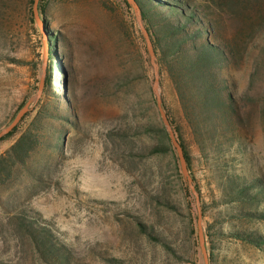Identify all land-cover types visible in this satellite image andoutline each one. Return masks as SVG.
I'll use <instances>...</instances> for the list:
<instances>
[{"label": "rangeland", "instance_id": "obj_1", "mask_svg": "<svg viewBox=\"0 0 264 264\" xmlns=\"http://www.w3.org/2000/svg\"><path fill=\"white\" fill-rule=\"evenodd\" d=\"M223 1L222 8L214 10L218 32L237 44L248 42L264 0H239L237 4ZM44 2L43 15H38L46 22L45 32L42 21L38 25L34 19L33 25L27 20V0H0V56H5L0 59V131L26 103L33 108L38 101L34 89L47 77L42 42L47 43L48 35L55 37L60 55V72L54 73L51 68L54 95H61L66 105L60 111L69 119L68 123L53 124L64 140L51 158L49 176L35 172L28 164L16 167L11 179L0 187V259L7 264H41L31 242L11 218L16 208H27L39 213L62 239L73 255V264H192L195 250L196 263L204 264L199 241L195 249L189 234L187 199L178 176L180 166L177 171L174 162L175 150L153 157L139 156L145 148L165 144L157 103L155 106L152 101L154 97L156 102L154 70L148 52L147 57L142 53L147 48L141 27L147 32L150 29L146 18L139 9L140 27L132 7L124 0ZM13 60L27 64L20 66ZM34 61L38 64L35 79L29 70ZM63 82L68 89L66 95ZM159 94L160 98L168 96V105L166 78L161 84L159 80ZM140 125L153 130L136 133ZM116 129L127 132L125 139H109L108 133ZM13 140L1 143L0 153ZM252 140L248 168L264 178V132H254ZM190 149L201 192L199 207L201 202L204 206L203 236L209 232L213 264H264V248L228 235L231 231L264 235V222L234 219L237 211L248 207L221 200L218 176L211 163L202 158L193 143ZM48 153L41 151L33 159H44ZM156 196L177 204L180 214L166 211L156 203ZM194 202L196 208L195 197ZM258 209L264 211V204ZM135 218L161 231L179 256L141 235Z\"/></svg>", "mask_w": 264, "mask_h": 264}, {"label": "trees", "instance_id": "obj_2", "mask_svg": "<svg viewBox=\"0 0 264 264\" xmlns=\"http://www.w3.org/2000/svg\"><path fill=\"white\" fill-rule=\"evenodd\" d=\"M33 1L27 0L26 16L29 23L34 25ZM124 1L126 3V0ZM134 2L150 26L148 35L158 66L160 84L166 78L169 87V103L167 105L168 96H162V108L176 140L182 147L197 194L201 199L193 167L191 143L196 146L202 158L211 163L212 171L218 176L219 198L228 204L248 207L249 210L237 211L232 217L264 222V211L258 209L259 205L264 204V178L252 173L248 168L253 155L254 132H264V1L259 11L257 10L258 21L251 26L249 41L240 44L222 37L218 32L219 24L214 14L222 8L223 0H208L210 3L194 0ZM237 2L239 3V0L233 1L235 4ZM44 3V0L38 2L40 15H43ZM41 21L45 25V32L46 22L43 18ZM257 38L259 40L256 42ZM56 43L55 37L48 35L47 77L41 97L18 125L0 139V144L14 139L12 144L0 153V187L7 184L16 167L24 168L28 164L33 165L35 172L40 171L49 176L51 158L59 149V142L62 144L64 140V136L53 126L59 121L68 123L69 119L60 111L62 105L66 104L61 95H54L51 79V68L54 73L60 72V55ZM142 53L147 57L145 49ZM2 57L5 56L1 55L0 59ZM12 62L20 66L27 64L24 60ZM145 63L149 65L147 60ZM37 65V61L30 64L29 70L33 79ZM126 80L130 81V77ZM61 87L66 95L68 89L64 82ZM26 100L28 98L24 101ZM152 101L156 106L154 97ZM157 117L165 144L158 143L145 148L139 156L153 157L174 152L160 116ZM249 125L251 129L248 128ZM135 130L136 133H143L153 129L140 125ZM53 131L57 133L54 134ZM126 133L116 129L110 131L108 136L110 140L120 141L125 139ZM47 150L49 155L44 159H33L35 154ZM176 158L174 162L178 171L179 163ZM33 176L35 177L34 173ZM178 176L187 199L189 234L193 239L194 248L198 249L194 197L180 170ZM155 201L169 213L180 214L178 205L165 197L156 196ZM16 209L11 218L31 242L41 264H73V255L39 213L27 208ZM201 212L204 213L202 202ZM135 225L148 241L161 246L174 256H179L177 248L173 247L171 241L155 226L139 218H135ZM228 235L253 247L264 248V235L252 231H231ZM204 241L208 262L213 264L212 241L207 231ZM196 254L195 250L192 264H197ZM0 264L7 263L0 259Z\"/></svg>", "mask_w": 264, "mask_h": 264}, {"label": "water", "instance_id": "obj_3", "mask_svg": "<svg viewBox=\"0 0 264 264\" xmlns=\"http://www.w3.org/2000/svg\"><path fill=\"white\" fill-rule=\"evenodd\" d=\"M38 2L39 0H34L33 1V7H32V12H33V16L35 21L38 23H41L40 19H39V15H38ZM126 3L128 5H130L134 11V15L136 18L137 23L139 24V26L141 27V21H142V17H141V13L140 10L137 6V4L134 2V0H126ZM144 39H145V43H146V48H147V52L150 58V63L153 67L154 70V82H153V86H152V90L156 96V103H157V110L158 113L160 115L161 118V122L169 136V140L171 142L172 147L174 148L176 155H177V159L179 162V166L181 169V174L182 177L184 179V181L186 182L190 192L192 193V195L195 197V201H196V210H197V231H198V241H199V246H200V251L202 254V258H203V262L204 264H209L208 262V255H207V251L205 248V244H204V236H203V230H202V226H201V220H202V214H201V209L199 207V196L194 188V185L192 183V178L189 175L188 169H187V164H186V160L183 154V150L182 147L180 146V144L178 143V141L176 140V137L173 133V130L168 122V119L166 117V114L162 108V104H161V98H160V94H159V72H158V66L156 64V58L154 55V51L152 48V44L150 42V38L148 35V32L146 31V29H144L143 27H141ZM42 49H43V58L45 61H48V57H49V53H48V45L46 42H42ZM43 86H44V80L41 79L37 88V93L35 96V101H37L42 93L43 90ZM32 109V106H30V102L26 103L16 114V116L14 117V119L12 120V122L2 131H0V139L2 137H4L5 135H7L8 133H10L13 128H15L18 123L22 120V118Z\"/></svg>", "mask_w": 264, "mask_h": 264}]
</instances>
